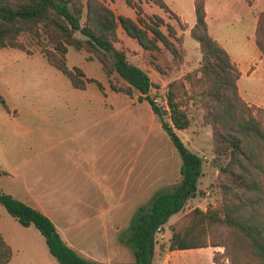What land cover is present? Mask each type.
Returning <instances> with one entry per match:
<instances>
[{
  "label": "rangeland",
  "instance_id": "374dc122",
  "mask_svg": "<svg viewBox=\"0 0 264 264\" xmlns=\"http://www.w3.org/2000/svg\"><path fill=\"white\" fill-rule=\"evenodd\" d=\"M85 2V0H82ZM116 14L148 20L163 19L161 30L176 46L179 57L163 45L144 50L121 27L115 47L130 63L148 74L154 85L150 96L165 104L166 85L197 66V42L190 36L194 0H163L164 11L154 0H103ZM210 35L241 69L240 95L264 108V55L254 41L256 16L264 0H205ZM174 28L169 33L167 25ZM28 51L0 49V178L5 193L42 207L63 240L81 256L98 264H129L133 253L126 243L132 214L149 206L154 194L169 191L179 182L181 157L146 100L114 91L126 83L117 74L107 76L86 51L68 47L67 65L80 67L94 82L84 89L71 86L51 66L39 46L22 38ZM235 63V64H236ZM252 64L251 70L248 72ZM190 126L176 130L188 149L202 157L203 176L197 194L182 211L170 216L155 235L153 264H214L219 248L168 249L169 225L194 207L217 205L220 194L212 188L217 174L211 132L201 120L197 103L188 110ZM168 120V117H165ZM31 195H25L26 190ZM0 231L10 245L9 264H58L43 235L33 226H22L0 203Z\"/></svg>",
  "mask_w": 264,
  "mask_h": 264
},
{
  "label": "trees",
  "instance_id": "16d2710c",
  "mask_svg": "<svg viewBox=\"0 0 264 264\" xmlns=\"http://www.w3.org/2000/svg\"><path fill=\"white\" fill-rule=\"evenodd\" d=\"M128 3L130 0H126ZM156 4L169 11L163 0ZM251 2V0H248ZM194 23L190 36L197 42V66L166 85L165 104L150 96L154 83L146 71L128 62L126 53L115 47L117 28L142 49L154 51L163 45L179 57L173 42L160 28L157 15L148 20L119 15L103 0H0V49L28 51L23 37L39 46L46 61L68 78L72 87L84 89L94 82L84 71L67 65L68 47L86 51L107 76L117 74L126 83L114 91L146 100L181 157L179 182L169 191L154 194L149 206H140L131 216L126 243L133 253L129 264H153L155 235L170 216L183 210L197 194L203 176L202 157L186 147L176 130L190 126L188 110L197 103L202 123L209 127L217 174L212 188L220 194L217 205L194 207L169 225L168 249L219 248L212 253L214 264H264V108L249 104L239 93L240 71L228 52L210 35L205 0H194ZM169 33L174 28L167 25ZM254 41L264 55V11L256 16ZM0 102L5 100L0 94ZM168 117V120L165 117ZM8 172L0 168V178ZM0 203L22 226L33 225L44 237L49 253L58 264H98L68 245L53 221L0 188ZM11 247L0 231V264H9Z\"/></svg>",
  "mask_w": 264,
  "mask_h": 264
},
{
  "label": "crops",
  "instance_id": "0c3cea01",
  "mask_svg": "<svg viewBox=\"0 0 264 264\" xmlns=\"http://www.w3.org/2000/svg\"><path fill=\"white\" fill-rule=\"evenodd\" d=\"M195 19V18H194ZM208 25V24H207ZM260 52V51H259ZM234 61V60H233ZM235 62V61H234ZM236 63V62H235ZM236 65H237V67H238V69H239V71H240V75L242 74V72H241V69L239 68V65L236 63ZM251 66H250V68H249V70H248V72L251 70V67H252V64H250ZM5 170V169H4ZM7 171V170H6ZM8 172V171H7ZM8 174H9V172H8ZM26 190V189H25ZM25 195L28 197L29 195H31V193L28 191V190H26V193H25ZM32 206V205H31ZM34 207H36V208H38V209H40L44 214H46L47 216H49L48 215V213H46V211H44L43 209H42V207H39V206H37V205H33ZM68 245H70V244H68ZM72 248H73V246L72 245H70ZM214 263V262H213Z\"/></svg>",
  "mask_w": 264,
  "mask_h": 264
}]
</instances>
